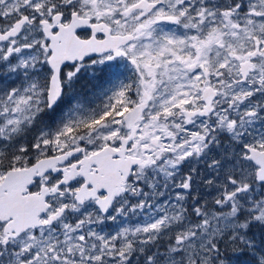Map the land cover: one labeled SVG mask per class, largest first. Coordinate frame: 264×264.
<instances>
[{
  "label": "snow or ice",
  "instance_id": "1",
  "mask_svg": "<svg viewBox=\"0 0 264 264\" xmlns=\"http://www.w3.org/2000/svg\"><path fill=\"white\" fill-rule=\"evenodd\" d=\"M0 264H264V0H0Z\"/></svg>",
  "mask_w": 264,
  "mask_h": 264
}]
</instances>
